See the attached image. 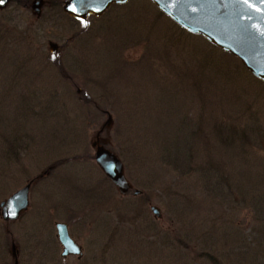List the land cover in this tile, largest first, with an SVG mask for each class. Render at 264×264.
I'll return each instance as SVG.
<instances>
[{
    "label": "rangeland",
    "instance_id": "1",
    "mask_svg": "<svg viewBox=\"0 0 264 264\" xmlns=\"http://www.w3.org/2000/svg\"><path fill=\"white\" fill-rule=\"evenodd\" d=\"M31 1L0 8V131L26 146L16 162L0 137V201L43 176L25 211L0 218V264L11 242L17 264H264V206L251 202L264 196V81L149 0L84 22L62 0L38 14ZM178 116L190 145L164 161L182 143ZM103 124L98 144L120 159L125 194L92 158ZM64 220L80 257L59 256Z\"/></svg>",
    "mask_w": 264,
    "mask_h": 264
},
{
    "label": "water",
    "instance_id": "2",
    "mask_svg": "<svg viewBox=\"0 0 264 264\" xmlns=\"http://www.w3.org/2000/svg\"><path fill=\"white\" fill-rule=\"evenodd\" d=\"M128 0H62L61 10L68 17L86 21L88 16L98 17L112 4H124ZM158 11L182 30L201 36L208 43L238 59L256 79L264 81V0H149ZM8 0L0 3L2 8ZM41 0H32L30 7L38 14ZM48 51L57 45L48 41ZM108 121V120H107ZM106 121V123H107ZM91 145L93 160L103 175L120 194L129 189L120 159L108 148L98 144V133ZM28 184H24L0 201V218L15 220L26 208ZM139 191L133 190L135 195ZM155 217L158 209L149 207ZM57 239L62 247L61 255H79V247L72 241L64 223H55ZM17 264L14 244L10 245Z\"/></svg>",
    "mask_w": 264,
    "mask_h": 264
},
{
    "label": "trees",
    "instance_id": "3",
    "mask_svg": "<svg viewBox=\"0 0 264 264\" xmlns=\"http://www.w3.org/2000/svg\"><path fill=\"white\" fill-rule=\"evenodd\" d=\"M114 6H119V5H114ZM182 30V29H181ZM186 33H188V32H186ZM190 34V33H189ZM229 55V54H228ZM8 92V88H7V91H3V95H7L6 93ZM19 94L17 95V96H19L20 94H21V91H19L18 92ZM3 102V100H1L0 99V108L1 109H3L4 108V104L2 103ZM18 109H19V111H20V115L21 116H25L24 114H22V109H21V106L19 105L18 106V108H16V112H18ZM179 117L180 116H178V118H177V124H178V126H177V133H179L178 134V136L177 137H179V140L181 139V142L182 143H175V144H172V146H173V150L175 149V151H173L174 153H167L165 156H164V161H168V162H170V161H176L177 159H176V157L178 158V156H176L177 154H178V151H176L177 150V148L176 147H178V146H185V148H187L186 147V145L188 144V146L190 145L189 143H187V141L190 139V137H187L188 136V133H186V130L188 129V128H190L191 126H192V124H190V122L188 121V119L186 118V117H182V118H180L181 120L179 121ZM1 124V123H0ZM0 127H1V125H0ZM187 127V128H186ZM5 131H7V134H11V133H13L14 134V131L13 132H8L9 130H3V129H1V131H0V137H2V138H5V140H4V142L3 143H5L7 146H5L4 148L9 152V153H11V156H15L16 157V162H17V160H18V156H17V154L16 153H18L19 154V152H20V149L21 150H24L23 148L24 147H26L24 144L23 145H21V143H20V139H18L17 137H18V135L16 134V138L12 141V142H9V141H6V139L8 138V135H5V134H3V133H6ZM12 134V135H13ZM228 139H230V138H228ZM7 143H6V142ZM174 154H176V155H174ZM182 154V153H181ZM8 166V165H7ZM204 169V168H203ZM201 167H200V170H203ZM208 170H211V168L210 169H208ZM202 173H203V171H202ZM210 173V172H209ZM0 177H2V175H0ZM221 177V176H220ZM233 179H231L230 180V182L232 181ZM227 181V180H226ZM225 181V182H226ZM234 185H235V187H236V183H234ZM257 196V195H256ZM252 204L254 205V207H258L259 209H262V207L264 206V196L263 197H259V196H257L256 198L255 197H252ZM264 229V223H263V225H262V230Z\"/></svg>",
    "mask_w": 264,
    "mask_h": 264
},
{
    "label": "flooded vegetation",
    "instance_id": "4",
    "mask_svg": "<svg viewBox=\"0 0 264 264\" xmlns=\"http://www.w3.org/2000/svg\"><path fill=\"white\" fill-rule=\"evenodd\" d=\"M93 158V157H92ZM43 175H36V176H34V177H31V178H29V179H27V180H25V183L24 184H28V189H27V203H26V208L23 210V211H25L29 206H30V203H28V196L30 195V192L32 191V189H33V186H34V184H35V182H36V180L37 179H39V178H41ZM111 183V182H110ZM23 184V185H24ZM130 188V187H129ZM129 190V189H128ZM128 190L126 191V192H128ZM125 192V193H126ZM125 193H123V194H125ZM140 193V191L137 193V194H133L132 193V195L133 196H136V195H138ZM71 203L72 202H70L69 203V205L71 206ZM68 204V203H67ZM66 205V204H65ZM69 206V208H67L68 210V214H70V216L69 217H72V215L74 214V208H71ZM23 211H21L20 213H22ZM19 213V214H20ZM18 214V215H19ZM18 217V216H17ZM64 223L65 224V226H66V231H67V234H68V236L72 239V236H71V233H69V220H64V221H56V222H54V229H55V223ZM55 237H56V240H57V242H58V239H57V233H56V229H55ZM72 241L79 247V249H80V246L72 239ZM11 244H13L12 242L10 243V245ZM58 244H59V242H58ZM59 246H60V244H59ZM15 248V247H14ZM61 250H62V247L60 246V252H59V256L60 257H65V256H68V255H72V254H68V255H61ZM15 252H16V249H15ZM10 254H11V251H10ZM12 256V255H11ZM74 256H76V257H80L81 256V249H80V254L79 255H74ZM12 259H13V257H12ZM17 259V258H16Z\"/></svg>",
    "mask_w": 264,
    "mask_h": 264
},
{
    "label": "snow or ice",
    "instance_id": "5",
    "mask_svg": "<svg viewBox=\"0 0 264 264\" xmlns=\"http://www.w3.org/2000/svg\"><path fill=\"white\" fill-rule=\"evenodd\" d=\"M0 3H3V0H0Z\"/></svg>",
    "mask_w": 264,
    "mask_h": 264
},
{
    "label": "bare ground",
    "instance_id": "6",
    "mask_svg": "<svg viewBox=\"0 0 264 264\" xmlns=\"http://www.w3.org/2000/svg\"><path fill=\"white\" fill-rule=\"evenodd\" d=\"M4 221V220H3ZM6 222V221H5Z\"/></svg>",
    "mask_w": 264,
    "mask_h": 264
}]
</instances>
